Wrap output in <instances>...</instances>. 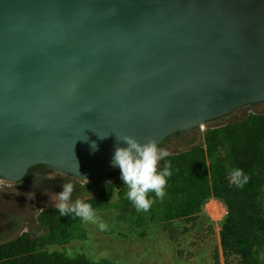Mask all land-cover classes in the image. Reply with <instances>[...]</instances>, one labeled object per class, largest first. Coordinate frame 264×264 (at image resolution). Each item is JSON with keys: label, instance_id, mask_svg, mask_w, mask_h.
Masks as SVG:
<instances>
[{"label": "water", "instance_id": "1", "mask_svg": "<svg viewBox=\"0 0 264 264\" xmlns=\"http://www.w3.org/2000/svg\"><path fill=\"white\" fill-rule=\"evenodd\" d=\"M263 102L264 0H0L2 181L103 178L117 138L160 146Z\"/></svg>", "mask_w": 264, "mask_h": 264}, {"label": "trees", "instance_id": "2", "mask_svg": "<svg viewBox=\"0 0 264 264\" xmlns=\"http://www.w3.org/2000/svg\"><path fill=\"white\" fill-rule=\"evenodd\" d=\"M182 133L172 135L164 143ZM166 162L171 163L173 173L168 179L167 195L160 200L152 194L155 203L148 212H137L128 200L131 216L144 223L148 218L158 220L165 227L180 220L190 223L204 212L208 201L219 200L227 209L220 230L225 261L236 258L240 264H264V113L250 114L233 124L209 127L203 144L169 155L161 161V169ZM37 167L47 169L43 165ZM35 168L30 169L26 179ZM232 168L250 175L242 189L230 183ZM118 174L120 171L96 178L110 181L98 195L83 200L92 204L97 213L123 182L114 178ZM38 223L41 231H47L46 235L33 237L24 233L15 240L0 243V264H117L107 259L93 261L83 254L68 257L63 252L44 250L46 246H64L87 238L84 221L74 214L60 216L56 208H49L39 214ZM217 258L215 264H221Z\"/></svg>", "mask_w": 264, "mask_h": 264}, {"label": "rangeland", "instance_id": "3", "mask_svg": "<svg viewBox=\"0 0 264 264\" xmlns=\"http://www.w3.org/2000/svg\"><path fill=\"white\" fill-rule=\"evenodd\" d=\"M263 114L264 102L243 106L231 114L206 124L203 128L173 136L160 146L170 155L190 150L204 143L209 127H221L245 120L250 114ZM161 165V162H160ZM114 178H121V174ZM110 179L81 181L56 173L50 169H36L20 183L0 180V243L15 240L24 233L41 237L39 214L55 208L63 185L71 183L74 191L71 202L98 195ZM122 182L97 215L107 225L101 231L97 224L84 222L85 240H76L64 246H46L44 250L65 253L68 257L83 254L93 261L111 260L117 264H240L236 258L225 261L220 244V230L227 209L216 199L208 201L204 212L193 222L175 221L171 226L148 220L142 222L127 210L126 189ZM214 201V202H213ZM130 202V201H128ZM218 211H211L213 204ZM210 205V206H209ZM210 207V208H209Z\"/></svg>", "mask_w": 264, "mask_h": 264}, {"label": "clouds", "instance_id": "4", "mask_svg": "<svg viewBox=\"0 0 264 264\" xmlns=\"http://www.w3.org/2000/svg\"><path fill=\"white\" fill-rule=\"evenodd\" d=\"M117 139L128 145L126 148L117 147L112 161L113 166H118L120 169L121 179L126 186V199L133 204L137 212H148L155 203V200L151 198L152 194L160 200L167 195L168 179L173 175L171 163L166 162L161 169L160 162L166 160L170 153L160 148L156 140L152 138L144 144L131 136ZM91 147L93 151L98 150L94 142ZM77 176H80L79 167ZM229 176L230 183H234L241 189L250 180V175L245 174L240 168L230 169ZM73 191V184L66 183L63 185V191L57 195L59 202L55 204V208L60 216L74 214L84 222L97 224L101 231L107 230V225L100 220L92 204L80 199L74 203L71 202Z\"/></svg>", "mask_w": 264, "mask_h": 264}, {"label": "flooded vegetation", "instance_id": "5", "mask_svg": "<svg viewBox=\"0 0 264 264\" xmlns=\"http://www.w3.org/2000/svg\"><path fill=\"white\" fill-rule=\"evenodd\" d=\"M39 166H40V165H39ZM35 167H36V168L32 171L31 175H32L33 172H34L36 169H38V168H40V169L43 170V171L45 170V169H43V168H41V167H37V166H35ZM31 169H32V168H31ZM29 171H30V170H29ZM28 174H29V172H28ZM28 174H27V176H28ZM31 175H30V176H31ZM27 176H26V177H27ZM30 176H29V177H30ZM26 177H25L22 181H25V180H26ZM29 177H28V178H29ZM28 178H27V179H28ZM22 181H21V182H22ZM18 183H20V182H18Z\"/></svg>", "mask_w": 264, "mask_h": 264}, {"label": "bare ground", "instance_id": "6", "mask_svg": "<svg viewBox=\"0 0 264 264\" xmlns=\"http://www.w3.org/2000/svg\"><path fill=\"white\" fill-rule=\"evenodd\" d=\"M213 202H214V201H213ZM212 204H213V203H212ZM209 206H210V205H209ZM209 208H210V207H209ZM218 209H219V206H217V205H214V204H213V209H212L211 211H213V210H214V211H216V212H217V211H218Z\"/></svg>", "mask_w": 264, "mask_h": 264}]
</instances>
